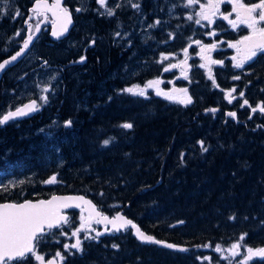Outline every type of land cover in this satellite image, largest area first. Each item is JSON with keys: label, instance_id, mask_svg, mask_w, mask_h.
Returning <instances> with one entry per match:
<instances>
[{"label": "trees", "instance_id": "obj_1", "mask_svg": "<svg viewBox=\"0 0 264 264\" xmlns=\"http://www.w3.org/2000/svg\"><path fill=\"white\" fill-rule=\"evenodd\" d=\"M8 1L9 6H0V33H4V40L10 31L15 34V42L5 51L9 54L17 52L23 45L19 47V42L26 35L28 25L34 28L36 24L32 25L35 22L33 19L27 22L35 0ZM64 3L72 11L75 21L71 32L64 39L51 40L49 30L44 29L29 49L30 51L41 42H46L49 51L43 49L40 54L55 56L48 63L50 67L43 66L38 61L30 69V74L24 72L21 76L14 75L11 79L17 82L8 80L7 72L19 65L23 67L26 56L16 65L6 68L0 78L1 117L26 99H37L36 93L30 97L25 95L22 85L30 84L31 80L35 86L40 77L57 73L52 84L54 92L47 105L31 118L20 117L0 125V201L47 198L50 194L59 192L84 193L91 199L86 63L85 59L78 62L81 57H85L84 16L82 10L76 11L80 7L78 1L65 0ZM17 11L18 16L14 15ZM72 41L79 43L70 45ZM3 46V41H0V62L8 57L4 54ZM44 59L46 58H41ZM69 120L72 123L66 126ZM53 175L56 176V181L45 183ZM78 220V210H71L68 223L72 226ZM64 225L46 231L35 253H44L47 257L56 255V250L61 247L59 240L62 239L58 236ZM87 237L82 244L83 251L74 250L72 254L63 252V259L60 258L58 264H94L93 232ZM35 253L26 264H39Z\"/></svg>", "mask_w": 264, "mask_h": 264}, {"label": "snow or ice", "instance_id": "obj_2", "mask_svg": "<svg viewBox=\"0 0 264 264\" xmlns=\"http://www.w3.org/2000/svg\"><path fill=\"white\" fill-rule=\"evenodd\" d=\"M98 4L101 7H106V0H97ZM234 4L232 8V12L236 13V19H229L232 12L228 14L220 13V4L223 3ZM199 0H187V6H192L194 4H198ZM133 7H139V5H133ZM202 11L198 13V15L204 19L211 22V16L217 13L222 15L223 19L228 20V23L233 27H236L237 22L240 24L246 25L247 28L252 30V35L244 36L241 40L237 41L234 44H230V47L237 48V51L240 52L241 49L238 47L239 45H245L243 49V54L241 59L237 60L236 57H233V60H237L236 67H243L246 61H251L254 57L257 56L258 52L264 54V26L257 27V25L264 22V0H258L256 3L245 4L243 0H207V7L205 5H200ZM32 11L36 14H42L43 11H51L53 16L57 18V20H61L60 26L57 29L54 28L52 35L59 38L68 30V25L71 24V13L67 8L61 7V0H55V3L52 5H48L47 0H35V6ZM77 12L81 11L80 8L76 9ZM106 13L109 16L114 15V10L110 8H106ZM14 15L18 16L19 12H15ZM31 19V17H29ZM189 20H192L193 17L189 16ZM157 24L160 23L159 20L156 21ZM196 24H200V20H195ZM36 31H39V25L36 26ZM19 35V33H17ZM116 36H119L120 33H115ZM209 35H215V32L209 33ZM33 37L32 35H28L27 39L24 41L23 48L18 51L14 56L11 57V60H4L0 62V70L5 68V65L9 64L11 61H15L17 57L21 55L24 49L29 47ZM92 43H95L93 40ZM197 44L200 41H196ZM209 49L215 48V44L207 45ZM187 50H185L186 52ZM85 57H81L80 61L82 62ZM47 61H44V64H47ZM211 63L215 64H223V61L214 60ZM172 67H177V65H172ZM204 67V65H201ZM168 69L166 68L165 71ZM234 79H239V77H234ZM153 83L158 82H149V86ZM45 92L48 91L47 88L44 89ZM122 91L130 93L132 95L145 96V89L141 88L139 85H134L132 87L123 89ZM182 92H187V89L180 90ZM231 92H235V89H232ZM229 92V96L231 95ZM157 94H160L159 92ZM168 99H175V97L164 94ZM243 96V93H240ZM41 100L47 101V96L40 97ZM181 102H191L190 97L187 98V101ZM244 104L247 105L248 101L245 100ZM37 101L32 100L30 103L23 105L22 107H17L14 111H8L7 114H2V118H0V125L8 122L16 117H23L28 113L37 111ZM257 109L252 108V111L255 112ZM209 111L215 112L216 109H210ZM259 111L264 113V105L259 106ZM228 116L235 118V112L227 113ZM72 123L71 120L66 122V126H70ZM121 127L125 129H131L133 125L131 123H124ZM110 143V140L106 139L103 141V144L106 146ZM200 148L203 152H207L208 148L204 145V141H198ZM181 159H183V154L181 155ZM56 181V176L53 175L50 177L45 183H53ZM75 201L83 202L88 204L95 209V205H92L91 201H87L84 197H55L53 196L49 200H40L38 202H33L31 200L25 201L23 203H3L0 204V264H26V262L31 258L32 254L35 253L36 247L39 241L46 234V230L50 231L54 228H60L62 224H67L69 222V218L67 215L63 213V209H68L73 206L79 207V203H73ZM99 219L97 223L107 222L112 224L113 228L116 231H120L121 229H127L129 226L135 230V235L142 242L155 243L158 245H164L171 249H179L180 251H187V249L179 248V246L175 244H170L165 241L157 240L155 237L146 234L143 232L139 226H137L132 220L127 219L122 216H117L112 219H109L107 216L102 215L100 212L95 213ZM83 219V217L81 218ZM231 219H235V217H231ZM120 221L117 224V221ZM182 223V221H181ZM84 224H81L80 228H77L76 231L72 233L73 236H76L77 239L75 243L70 246L65 244V249L71 247L72 249H77L79 251H83L82 241L79 238V232L84 227ZM67 235L66 233H62ZM101 233H97L99 236ZM244 237L240 239L243 240ZM85 239H88L86 236ZM113 248H118L119 245L113 244ZM241 247L240 244H233L231 246L230 251H232V255L235 256L238 253L234 251L235 249ZM217 252L221 251L219 245L216 246L215 249ZM57 256H60L63 259L61 253H56ZM253 256L264 258V248L260 249H252L247 248V256L242 264H247V261L250 260ZM35 259L40 261L41 264L44 262V257L42 255L36 254ZM209 259V258H205ZM48 264H53L52 261H48Z\"/></svg>", "mask_w": 264, "mask_h": 264}, {"label": "rangeland", "instance_id": "obj_3", "mask_svg": "<svg viewBox=\"0 0 264 264\" xmlns=\"http://www.w3.org/2000/svg\"><path fill=\"white\" fill-rule=\"evenodd\" d=\"M76 1H78V4H79L78 6H80L81 7V10L83 11V0H76ZM5 5L9 6L10 5L9 1L8 0H0V6L4 7ZM29 17H31V15L28 16L27 22H28V20H30ZM41 18H42V16H39L38 19H36L35 22L32 23V25H34V24L37 25V23L40 22L39 19L41 20ZM10 24H9V26L11 27L12 25H10ZM10 29L8 30V32L10 31ZM6 33L7 32H5V34ZM3 36H4V33H0V37H1L0 38V41H3V43H4V46H3L4 47V50L3 51L5 52L6 49H8L12 45V43L15 42V34H14V32L10 31L8 33V35H7V38H5V40H4V38H2ZM23 38H24V36H23ZM23 38H22V40L19 43H22ZM1 39H3V40H1ZM66 41L71 42L70 39H66ZM78 43H79V41H77V42L72 41V43L70 45H76ZM43 49L49 51L48 46H46V42H41V44L40 45L38 44V46H36V48L31 49L29 51V53L27 54L26 59L23 61V65L24 66L22 67L21 65H19L15 69H12V70L8 71L7 72V79L8 80H11V81H14V82H17L16 80L11 79V78H14V75H16V74L17 75L19 74L21 76L24 72L26 74H30V69L38 61H39V64H41L43 66H46V67H50V64H48V63H51L53 61V58L55 59V56L51 57V54H47L46 56L43 55V54H40L41 51H43ZM41 58H46V59L41 60ZM51 58H52V60H51ZM44 61H47L48 63L47 64H44ZM26 70H28V72H26ZM35 77H37V75ZM56 77H57V73H54V74L49 73V74L46 75V77H44V76L40 77L38 79V81L35 82V86L33 85L34 82H31V80H30L29 81L30 84H24V85H22V88L21 89L23 90V92H25V95H27L28 97H30L31 94L36 93L37 94V100L39 101V109H41V108H43L44 105H47L50 102L49 100L51 98L52 93L54 92V90L52 89V84H53V82H54V80H55ZM1 87L2 86H0V89H1ZM45 88L48 89L47 92L44 91ZM42 96H47L48 97L47 101L41 100L40 97H42ZM19 97H21V93L19 94ZM5 99L7 100V98H5ZM84 213H85L84 209H79L78 210V217H79L78 222L75 223V224L72 223V226L69 223L68 224H65L64 227L61 229L62 232L60 233V236H58L59 238L62 237V239L59 240L61 247L56 250L55 254L59 252L62 255H64L63 252L72 254L74 250L79 251L77 249H72L71 247H69L68 249H65L64 245L67 244V245L70 246L71 244L75 243L77 237L76 236H73L72 233L74 231H76L77 228H80L81 227V224H84L85 225L81 229V231L79 232V234H78L79 235V238L82 241V244L84 242V238L86 236L92 234V232H93L92 223H88L87 220H86V218L81 219L82 218V215ZM85 217L88 218V216H85ZM62 233H66L67 235H64ZM36 254L44 255L45 257H47L46 254H44V253H35V255ZM55 256L57 258H61L60 256H57V255H55Z\"/></svg>", "mask_w": 264, "mask_h": 264}, {"label": "water", "instance_id": "obj_4", "mask_svg": "<svg viewBox=\"0 0 264 264\" xmlns=\"http://www.w3.org/2000/svg\"><path fill=\"white\" fill-rule=\"evenodd\" d=\"M64 2H65V0H61V7H62V8H67V9L69 10V12L71 13V21H72V22H71V24L68 25V30H67L63 35H61L59 38L53 36V35H52V32H53L54 28L58 30V28H59V26H60V23H61L62 21H61V20H57V18H56L55 16H53V14H52L51 11H43L42 14H41V15H42V18H41V19H42V20H41L40 23L38 24V25H39V31H36V27H35L34 32H33L32 34H30V31H29L30 29L28 28V35L30 34V35H32V37H33L31 43L29 44V47H28L27 49H24V51L21 53V55H20L19 57H17V59H16L15 61H11L9 64L5 65V68H4L3 70H0V76H1V73H2L6 68H8V67H10V66H13L14 64L18 63L19 60L23 59V58L26 56V54L29 52V49H30L31 46L33 45V42L39 37L40 32H41V31H40L41 26H44V25H48V26H50V34H49V36H50V39H51V40H61V39H64V37H66V36L71 32V29L73 28L75 21H74V18H73V13H72V11H71V10L65 5ZM47 3H48V5H52V4L55 3V0H50V1L47 0ZM34 6H35V1H34V3H33V5H32L31 8L33 9ZM77 8H80V7H77ZM80 9H81V8H80ZM79 12H80V11H79ZM33 16H37V14L34 13ZM47 16H49V19H50V20L46 19ZM27 37H28V36H27ZM27 37H26V39H27ZM26 39H25V40H26ZM25 40H24V41H25ZM23 44H24V42H23ZM22 48H23V45L17 50V52L20 51ZM17 52H15L14 54H12V55L6 57V59H4V60H11V57L14 56ZM4 60H2L1 62H3ZM83 61H84V60H83ZM83 61H82V62H83ZM78 62H81V61L79 60ZM32 100H36V98H31L30 100H26V101H24V103L20 104V106H18V107H22L23 105L30 103ZM36 101H37V100H36ZM37 106H38V101H37ZM16 108H17V107L12 108V109H9L8 111H14ZM37 110H38V107H37ZM8 111H7V112H8ZM7 112L4 113V114H7ZM36 112H37V111H34V112H31V113H28L27 115H25V116H23V117H32L34 114H36ZM1 118H2V116H1ZM18 118H20V117H16V118H14V119H18ZM53 196H55V197H80V196H82V197H84L85 200H87V201H91L90 197H88V196L85 195L84 193L80 194V193H71V192H70V193H61V192H59V193H52V194H50V196H48L47 198H35V199L25 198L24 200H21V201H13V200L10 201V200H6V201H0V204H3V203H17V204H18V203H23V202H25V201H29V200H31V201H33V202H38V201H40V200H49V199H51ZM73 203H74V204H75V203H79L80 206H79V207H75V206H73V207L68 208V209H63L62 211H63V213H64L65 215H67V216L69 217V213H70L71 210L84 208L85 212H86L88 215H90V217H91L90 220H92V207H91L90 205L85 204V203H83V202H79V201H75V202H73ZM54 229H55V228H54ZM46 231H47V230H46ZM43 257H44V262H43V264H48V261H52L53 264H58V260H57V258H56L55 256H50V258H48V259H46L45 256H43ZM38 262H39V264H41L40 261H38Z\"/></svg>", "mask_w": 264, "mask_h": 264}, {"label": "flooded vegetation", "instance_id": "obj_5", "mask_svg": "<svg viewBox=\"0 0 264 264\" xmlns=\"http://www.w3.org/2000/svg\"><path fill=\"white\" fill-rule=\"evenodd\" d=\"M33 14H34L33 11L29 13L28 16L31 15V19H30V20H32V19H33V20H36V19H38L39 16H42V15H40V14H39V15L37 14V16H33ZM47 19L50 20L48 16H47ZM39 21H40V19H39ZM39 21H38V22H39ZM25 25L27 26V23H25ZM37 25H38V23H37ZM37 25H35V27H36ZM35 27H34V28H31V26L28 25V28L30 29V30H29V31H30V34L33 33ZM28 28H27V30H26L27 32H26V35L24 36V39H26V37L28 36ZM44 29H45V30H46V29L49 30V29H50V26H48V25L41 26V28H40L41 33H42V31H43ZM49 31H50V30H49ZM38 38H39V37H38ZM38 38H37V39H38ZM37 39H36V40H37ZM36 40H35V41H36ZM23 41H24V40H23ZM23 41H22L21 44H19V47L23 44ZM13 49H14V48H13ZM15 52H16V51H13L12 53H9V54L4 52V54H5L6 56H10V55L14 54ZM7 54H8V55H7ZM16 64H17V63H16ZM16 64H14V65H16ZM14 65H13V66H14ZM10 67H11V66H10ZM4 72H5V71H4ZM3 74H4V73L2 72L0 78L2 77Z\"/></svg>", "mask_w": 264, "mask_h": 264}, {"label": "bare ground", "instance_id": "obj_6", "mask_svg": "<svg viewBox=\"0 0 264 264\" xmlns=\"http://www.w3.org/2000/svg\"><path fill=\"white\" fill-rule=\"evenodd\" d=\"M36 100H37V99H36ZM37 101H38V100H37ZM38 110H39V101H38ZM38 110H37V111H38ZM34 115H35V114H34ZM29 118H31V117H29Z\"/></svg>", "mask_w": 264, "mask_h": 264}]
</instances>
